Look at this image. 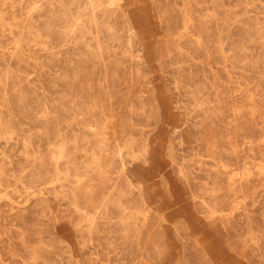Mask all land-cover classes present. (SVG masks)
Segmentation results:
<instances>
[{"label": "rangeland", "instance_id": "obj_1", "mask_svg": "<svg viewBox=\"0 0 264 264\" xmlns=\"http://www.w3.org/2000/svg\"><path fill=\"white\" fill-rule=\"evenodd\" d=\"M0 264H264V0H0Z\"/></svg>", "mask_w": 264, "mask_h": 264}, {"label": "bare ground", "instance_id": "obj_2", "mask_svg": "<svg viewBox=\"0 0 264 264\" xmlns=\"http://www.w3.org/2000/svg\"><path fill=\"white\" fill-rule=\"evenodd\" d=\"M36 4V3H35ZM106 141V140H105ZM105 144V143H104ZM62 152H60V155H61ZM55 157V156H54ZM97 161H100L99 159Z\"/></svg>", "mask_w": 264, "mask_h": 264}]
</instances>
